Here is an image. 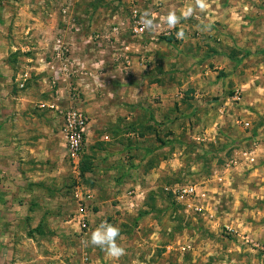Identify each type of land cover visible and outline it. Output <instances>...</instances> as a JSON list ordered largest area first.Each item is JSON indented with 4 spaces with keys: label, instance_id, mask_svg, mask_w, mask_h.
<instances>
[{
    "label": "crops",
    "instance_id": "obj_1",
    "mask_svg": "<svg viewBox=\"0 0 264 264\" xmlns=\"http://www.w3.org/2000/svg\"><path fill=\"white\" fill-rule=\"evenodd\" d=\"M14 1L0 18V264H264V0H207L174 29L162 17L182 15L194 0H138L154 27L137 37L129 32L132 0H74L72 21L60 15L66 0H56L55 14L43 0ZM59 32L77 73L53 84L47 62ZM72 105L89 120L84 174L61 133ZM189 166L200 181L172 180ZM65 170L73 174L68 195ZM182 185L195 186L201 211L175 202ZM76 188L91 194L92 229L74 218L72 236L50 229L60 218L50 206L67 198L77 213ZM161 196L176 208L168 209L173 221L203 222L210 245L176 240L185 224L160 223L158 232ZM105 220L120 228L119 260L82 243Z\"/></svg>",
    "mask_w": 264,
    "mask_h": 264
},
{
    "label": "built area",
    "instance_id": "obj_2",
    "mask_svg": "<svg viewBox=\"0 0 264 264\" xmlns=\"http://www.w3.org/2000/svg\"><path fill=\"white\" fill-rule=\"evenodd\" d=\"M3 0H0V2ZM74 0L61 1L60 4V15L62 17L70 18V8ZM134 3L130 10V21H129V32L132 36H141L145 33V28L141 23V15L144 13L140 6L138 5V0H132ZM70 21L71 18L69 19ZM115 31L117 28L114 29ZM126 66L129 65V58L127 55L123 57ZM48 70L51 76V82L53 84L58 83L64 79H68L75 76L77 73L76 66L72 59L69 46L64 39V34L59 32L55 35L54 41L52 43V48L49 53V58L47 62ZM77 98L75 92L70 93V101L74 103ZM233 100L239 102L241 100V94L239 91L235 92L233 95ZM89 120L88 117L80 110H78L73 105L69 107L63 113V125L61 128V133L65 141V149L68 160L77 168L80 164L81 158L84 154V148L86 143V135L88 132ZM235 162L231 161L230 164L234 165ZM175 198V202L187 203V207L193 212H199L202 209L197 207L194 203L195 199L198 197V192L193 185H182L176 187L172 191ZM73 197L79 202L78 211L73 216L75 222L77 223L80 230L89 229V212L92 208L91 204V194L84 191L83 189L76 188L73 192ZM191 201V202H190ZM227 234H231L232 230L229 227H224ZM243 241L250 245L256 251H262L263 248L255 241L245 237ZM170 251V248H166Z\"/></svg>",
    "mask_w": 264,
    "mask_h": 264
},
{
    "label": "rangeland",
    "instance_id": "obj_3",
    "mask_svg": "<svg viewBox=\"0 0 264 264\" xmlns=\"http://www.w3.org/2000/svg\"><path fill=\"white\" fill-rule=\"evenodd\" d=\"M117 1H118V3L121 4V0H110L109 2H117ZM14 2H15L14 0H3V2L2 1L0 2V18L2 17V14L4 13L2 10L7 8L8 5L13 4ZM43 2L45 4V6H48V8H47L48 11H51L54 14L56 13V6L58 5L57 4L58 2H56V0H43ZM62 171H64V169H62ZM70 172L71 171H69L67 173L65 170V173H64V174L67 173V175H68V177H66L64 179V180H68V182L65 181V183H66L64 185L65 187H62L63 188L62 193H65V194L70 193V191L67 188L71 189V186H72L71 181L73 180V174L72 173L70 174ZM202 175L203 174H197L196 169L195 168L193 169V167L191 168L189 166L187 168L186 173L177 174V175L175 174L174 177L172 178V180L177 182V183H180V184H190V183L195 184L202 179V177H203ZM206 175H208V173ZM160 198L164 199L165 203H164V206L161 205V207H158V210H161V211L164 210L165 215H163L161 213V211H160V214L157 215L158 218L160 219V220H157V221H159V228L157 229L158 232H162V228L160 226V223L162 225L164 224L165 225L164 227H166V225L170 222V224L172 226H176L175 227L176 229H178V227L183 226V224H185V230L183 229L182 232L176 233V235H175L176 240H179L181 243H191L194 248H195V245H198L199 241L202 242L205 246L210 245V240H208V238H209L208 236L210 235V233H209L208 229L205 227V225L203 224V222H201L202 225L195 224V222H197V221H195L191 217L188 218V221H180V222L178 220L173 221L172 218L168 217L171 214L168 211V209L169 210L176 209L171 204V202H172L171 199L170 200L168 198L165 199L164 196H161ZM65 201H66V204L60 203V205H59V203H58L57 207H55L56 205L50 206L51 210H53L55 208L53 210L54 211L53 217L60 216V218H58V220H56V221L55 220L54 221L53 220L48 221V223H49L48 226L50 229H52L54 231L60 229L64 232V234H66L68 232L67 234L72 236L76 231L79 232V229L75 226L74 222L72 221L73 215H74L73 205H71V203L67 200V198L65 199ZM148 202H152V200H148ZM144 210L145 209H143V211ZM146 219L147 218H145L144 221L147 222L146 223L147 225H151L154 223V221L149 220V219L146 220ZM89 229L91 230L92 227L90 226ZM166 232H165V234H166ZM219 234L221 236H224V238H228V236H229V235H227L224 227L222 228V232ZM71 236H70V238H71ZM167 240H168V237L163 236V237H159L156 242H158L157 244L162 247L163 245L168 243ZM60 241H62L63 244H65L67 241V238L66 237L60 238ZM175 254L176 253H173L172 255H175ZM192 254L193 253L191 252L190 254H188V256H193ZM177 259H175V261ZM161 262H162V257H159L154 261L153 264H160Z\"/></svg>",
    "mask_w": 264,
    "mask_h": 264
},
{
    "label": "clouds",
    "instance_id": "obj_4",
    "mask_svg": "<svg viewBox=\"0 0 264 264\" xmlns=\"http://www.w3.org/2000/svg\"><path fill=\"white\" fill-rule=\"evenodd\" d=\"M207 0H194V4L188 7L182 15L178 16L175 11H169L162 17V22L167 25L168 29H174L181 20H186L193 16V14L199 10L203 12L208 8ZM150 13L144 12L141 15V23L145 29L151 30L154 27V22L149 19ZM211 29L210 24H206L201 29L202 31H208ZM183 31L176 32L177 39L184 38ZM121 231L118 226L108 223L106 220L102 221L89 236L82 241L84 246H92L101 249L107 256L114 260H119L126 254V250L121 244L117 243V239L120 236Z\"/></svg>",
    "mask_w": 264,
    "mask_h": 264
},
{
    "label": "trees",
    "instance_id": "obj_5",
    "mask_svg": "<svg viewBox=\"0 0 264 264\" xmlns=\"http://www.w3.org/2000/svg\"><path fill=\"white\" fill-rule=\"evenodd\" d=\"M86 160H87V158H85V157L82 158V162H81L82 164L80 165L81 174H84L89 169V165H88Z\"/></svg>",
    "mask_w": 264,
    "mask_h": 264
}]
</instances>
